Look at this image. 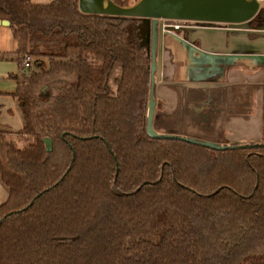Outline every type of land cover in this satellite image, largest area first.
I'll list each match as a JSON object with an SVG mask.
<instances>
[{
  "label": "trees",
  "instance_id": "16d2710c",
  "mask_svg": "<svg viewBox=\"0 0 264 264\" xmlns=\"http://www.w3.org/2000/svg\"><path fill=\"white\" fill-rule=\"evenodd\" d=\"M136 20L83 14L77 0H0L19 71L26 56L48 62L11 76L23 127L0 129V264H264V144L147 136L151 60ZM60 74L75 81L35 93Z\"/></svg>",
  "mask_w": 264,
  "mask_h": 264
},
{
  "label": "crops",
  "instance_id": "0c3cea01",
  "mask_svg": "<svg viewBox=\"0 0 264 264\" xmlns=\"http://www.w3.org/2000/svg\"><path fill=\"white\" fill-rule=\"evenodd\" d=\"M30 1L47 5L54 0ZM139 26L141 47L149 49L148 26L144 21ZM1 31H6L7 41L0 46V63L16 64L8 55L16 48L12 31L0 25ZM179 36L163 35L159 55L156 46L159 72L155 74V96L163 104L162 120L184 127L186 120L196 118L208 128L203 132L217 135L223 145L264 144V30L205 27ZM66 79L75 81L73 76L62 74L51 82ZM187 84L209 87L189 88ZM9 95L15 101L19 127L13 130L3 123L0 106V129L18 132L23 127L22 113L17 98ZM7 198L8 189L0 180V205Z\"/></svg>",
  "mask_w": 264,
  "mask_h": 264
},
{
  "label": "water",
  "instance_id": "95a60500",
  "mask_svg": "<svg viewBox=\"0 0 264 264\" xmlns=\"http://www.w3.org/2000/svg\"><path fill=\"white\" fill-rule=\"evenodd\" d=\"M78 10L87 15L118 16L135 18L144 21L148 26L150 48V93L147 103L146 127L147 136L154 139H176L186 143L199 145L212 150H229L234 148L251 147L252 145L223 146L193 138H183L171 134H158L153 128V113L155 107V74L159 72L156 61L161 49L162 27L161 20L198 22L205 24H224L233 30L262 31L264 25L253 29L250 21L257 15L264 17V7L258 0H138L130 6H119L112 0H77ZM0 25L9 26L8 21H0ZM189 88H206V85L187 84ZM46 150H52L50 140H44ZM257 145V144H256ZM255 145V146H256Z\"/></svg>",
  "mask_w": 264,
  "mask_h": 264
},
{
  "label": "rangeland",
  "instance_id": "374dc122",
  "mask_svg": "<svg viewBox=\"0 0 264 264\" xmlns=\"http://www.w3.org/2000/svg\"><path fill=\"white\" fill-rule=\"evenodd\" d=\"M121 1H124L126 6H130L133 5L135 2H137L138 0H121ZM139 22H141L140 19H137L136 21L133 22V30H134L135 42L139 47H141L142 46L140 42L141 38L138 33V30L141 28L140 26L138 27ZM173 24L193 25L192 23H185L182 21L174 22ZM6 35H7L6 31L0 32L1 47L6 44L7 41ZM14 49L16 48L14 47ZM11 58H13V56ZM39 63H41L40 65L41 69L43 70L48 69V62L45 59L39 61ZM29 69L32 72L41 71V69L36 67L34 57H32L31 66ZM27 73H28V69H26L25 71H19L18 69L17 71V65L15 63L13 64L0 63V106L2 108L3 123L11 127V129L13 130H17L16 128L19 127V117L17 116V113H15V101L9 95L10 93L13 94L17 88V80L11 78V74L12 76L18 75L21 77L23 74H27ZM20 80L21 79H19V81ZM72 83L73 82H69V80L67 79L65 82H51V79H45L40 82L39 86L35 90V93L41 96L58 95L63 89H65ZM154 100L156 103L153 113V128L158 134H171L183 138H193L199 141H207V142H212L214 144L223 145V144H219V137L217 135L212 134L210 132H203L204 130H208V128H203L202 122L196 118L186 120L184 127L183 126L178 127L173 123L164 122L162 120V113H161L163 104L161 101H158V99H156L155 94H154ZM223 146H229V145H223Z\"/></svg>",
  "mask_w": 264,
  "mask_h": 264
},
{
  "label": "flooded vegetation",
  "instance_id": "af4514ba",
  "mask_svg": "<svg viewBox=\"0 0 264 264\" xmlns=\"http://www.w3.org/2000/svg\"><path fill=\"white\" fill-rule=\"evenodd\" d=\"M174 22H178V21L169 20L167 21L166 25L168 27L174 28V26L176 25V24H173ZM185 23H192L193 25H178L177 28L174 29V34L171 36L180 37L179 36L180 33L183 34L193 29H199V28H205V27L211 28V29H217V30H233V29H229L228 25H224V24L218 25V24L198 23V22H185Z\"/></svg>",
  "mask_w": 264,
  "mask_h": 264
},
{
  "label": "built area",
  "instance_id": "2783aa9c",
  "mask_svg": "<svg viewBox=\"0 0 264 264\" xmlns=\"http://www.w3.org/2000/svg\"><path fill=\"white\" fill-rule=\"evenodd\" d=\"M259 4L262 5L264 4V0H258ZM167 21L169 20H161V27H162V33L164 35H173L174 34V29L177 28L178 25H175L174 28L168 27ZM175 21V20H174ZM182 22H187V21H182ZM31 60L32 57L31 56H26L23 60V67L25 69H29L31 66Z\"/></svg>",
  "mask_w": 264,
  "mask_h": 264
}]
</instances>
